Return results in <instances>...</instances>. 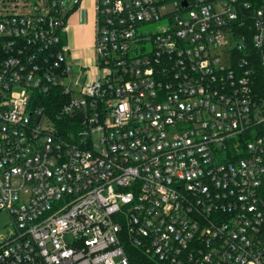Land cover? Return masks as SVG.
Masks as SVG:
<instances>
[{"label": "built area", "instance_id": "2783aa9c", "mask_svg": "<svg viewBox=\"0 0 264 264\" xmlns=\"http://www.w3.org/2000/svg\"><path fill=\"white\" fill-rule=\"evenodd\" d=\"M4 1L0 264H264V0H96L79 65Z\"/></svg>", "mask_w": 264, "mask_h": 264}, {"label": "crops", "instance_id": "0c3cea01", "mask_svg": "<svg viewBox=\"0 0 264 264\" xmlns=\"http://www.w3.org/2000/svg\"><path fill=\"white\" fill-rule=\"evenodd\" d=\"M67 20V45L75 65L92 64L96 0H77Z\"/></svg>", "mask_w": 264, "mask_h": 264}, {"label": "trees", "instance_id": "16d2710c", "mask_svg": "<svg viewBox=\"0 0 264 264\" xmlns=\"http://www.w3.org/2000/svg\"><path fill=\"white\" fill-rule=\"evenodd\" d=\"M70 13H71V11H69V12L65 11L64 18L67 19ZM249 13H251V12L249 11ZM248 18H250L249 21H251V19H252V23H253V18L251 17V14H248ZM249 21L247 22L248 24H249ZM240 34L246 36V34H248V30L247 29H242ZM62 43L63 44L67 43V33L63 34ZM249 46L252 47V57H253L252 60L256 64L257 60H256V57L254 55L253 45L249 44ZM255 69H259L257 67V65H256ZM257 75H258V78L260 80H262L261 79L262 78V74H261L260 71L257 72ZM53 98L54 97H52V95L48 96V97L40 96V101L44 102V104L48 105L49 109H50L51 108L50 104H51V101H52ZM59 98L64 99V100L66 99L62 95L61 96L60 95L55 96V99H59ZM56 111H57L56 109L51 108L49 113L56 114ZM63 120H68V119L64 118ZM58 126H59V129L61 131H64L68 125H66V123H64V126L63 125H58ZM125 249H126V252H127L132 264H155L156 263L154 258H152L149 255H147L145 253V251L143 249L139 248V247H136L134 245L126 243L125 244Z\"/></svg>", "mask_w": 264, "mask_h": 264}, {"label": "rangeland", "instance_id": "374dc122", "mask_svg": "<svg viewBox=\"0 0 264 264\" xmlns=\"http://www.w3.org/2000/svg\"><path fill=\"white\" fill-rule=\"evenodd\" d=\"M4 1V0H3ZM4 4L7 6H11V9H15L17 12L28 13L34 10L35 7L40 8L45 4V0H5ZM77 4V0H62V5L66 12L72 10ZM0 6L3 7V3H0ZM157 26L154 25L152 32L155 31ZM229 45H224L223 48L226 49ZM227 61L225 55L222 57V62L225 63ZM94 75H98L99 71L96 68L94 70ZM9 221H11L10 216L6 212H0V231L5 230ZM70 238V237H68Z\"/></svg>", "mask_w": 264, "mask_h": 264}]
</instances>
